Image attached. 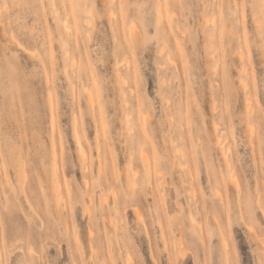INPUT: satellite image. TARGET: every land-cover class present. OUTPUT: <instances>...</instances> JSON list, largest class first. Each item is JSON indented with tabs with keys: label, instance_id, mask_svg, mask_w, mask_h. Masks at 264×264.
<instances>
[{
	"label": "rangeland",
	"instance_id": "1",
	"mask_svg": "<svg viewBox=\"0 0 264 264\" xmlns=\"http://www.w3.org/2000/svg\"><path fill=\"white\" fill-rule=\"evenodd\" d=\"M0 264H264V0H0Z\"/></svg>",
	"mask_w": 264,
	"mask_h": 264
}]
</instances>
